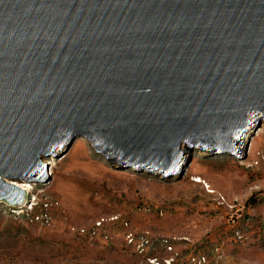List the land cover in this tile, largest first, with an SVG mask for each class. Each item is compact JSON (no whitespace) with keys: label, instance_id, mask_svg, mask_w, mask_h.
<instances>
[{"label":"water","instance_id":"water-1","mask_svg":"<svg viewBox=\"0 0 264 264\" xmlns=\"http://www.w3.org/2000/svg\"><path fill=\"white\" fill-rule=\"evenodd\" d=\"M264 124V0H0V202L51 183L77 140L180 181L196 152L245 161ZM184 149H182V147Z\"/></svg>","mask_w":264,"mask_h":264},{"label":"rangeland","instance_id":"rangeland-1","mask_svg":"<svg viewBox=\"0 0 264 264\" xmlns=\"http://www.w3.org/2000/svg\"><path fill=\"white\" fill-rule=\"evenodd\" d=\"M42 162L49 185L0 202V264H264V124L245 161L196 152L180 181L116 170L84 140Z\"/></svg>","mask_w":264,"mask_h":264},{"label":"bare ground","instance_id":"bare-ground-1","mask_svg":"<svg viewBox=\"0 0 264 264\" xmlns=\"http://www.w3.org/2000/svg\"><path fill=\"white\" fill-rule=\"evenodd\" d=\"M185 146L182 147V149H184ZM198 182V181H197ZM9 185L15 186L17 188H19L20 190L25 191V193H29V191L31 190L30 186L27 185H19L17 181H9L7 182ZM27 195V194H26Z\"/></svg>","mask_w":264,"mask_h":264}]
</instances>
